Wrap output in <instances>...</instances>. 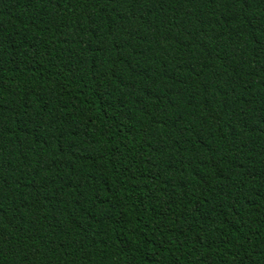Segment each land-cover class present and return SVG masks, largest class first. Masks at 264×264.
<instances>
[{
	"label": "trees",
	"instance_id": "trees-1",
	"mask_svg": "<svg viewBox=\"0 0 264 264\" xmlns=\"http://www.w3.org/2000/svg\"><path fill=\"white\" fill-rule=\"evenodd\" d=\"M0 264H264V0H0Z\"/></svg>",
	"mask_w": 264,
	"mask_h": 264
}]
</instances>
